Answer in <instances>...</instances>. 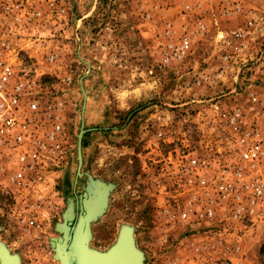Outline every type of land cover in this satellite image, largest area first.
<instances>
[{"label":"rangeland","instance_id":"1","mask_svg":"<svg viewBox=\"0 0 264 264\" xmlns=\"http://www.w3.org/2000/svg\"><path fill=\"white\" fill-rule=\"evenodd\" d=\"M5 69L47 147L21 169L0 144L4 255L61 264L53 238L100 197L91 249L127 229L139 264H264V199L243 187L260 168L241 142L264 105V0H0Z\"/></svg>","mask_w":264,"mask_h":264},{"label":"built area","instance_id":"2","mask_svg":"<svg viewBox=\"0 0 264 264\" xmlns=\"http://www.w3.org/2000/svg\"><path fill=\"white\" fill-rule=\"evenodd\" d=\"M241 33H236L239 36ZM10 69H5L0 73V144H10L17 146L20 149L18 153V163L21 169H33L40 157L41 152L47 147L46 141L39 139H33L28 131V121L30 115H25L23 118L18 111L20 103V90L22 89L23 82L16 85L13 95L7 97L6 84L11 74ZM253 102L256 104L252 107L255 111L257 118H260L254 123V129L252 131H246L245 136L241 139L242 143H245V148L242 151V158L252 163L256 169L260 168L254 178L244 183V191H250L253 197V202L258 203L264 199V138L260 134L261 127L264 128V105L255 101L260 100L256 96L253 97ZM28 106L32 113L37 109V100L32 99L28 102ZM241 111H236L233 120L240 117ZM29 116V117H28ZM59 125L52 126V131L57 130ZM14 135V141H13ZM12 138V141H10ZM251 139V141H248ZM235 175L239 178L242 176V171L237 168ZM235 185V184H234ZM236 188L237 185H235ZM218 192H227L230 188V183L226 180L217 183ZM235 209L232 213L233 217H239L242 214V205H235Z\"/></svg>","mask_w":264,"mask_h":264},{"label":"water","instance_id":"3","mask_svg":"<svg viewBox=\"0 0 264 264\" xmlns=\"http://www.w3.org/2000/svg\"><path fill=\"white\" fill-rule=\"evenodd\" d=\"M91 204L85 207L75 227L71 230L64 228L62 236L53 238L55 257L61 264H139V253L127 229L121 231L117 241L106 251L89 247V222L101 209L102 198ZM0 259L4 264H17L14 257L4 255L1 250Z\"/></svg>","mask_w":264,"mask_h":264}]
</instances>
